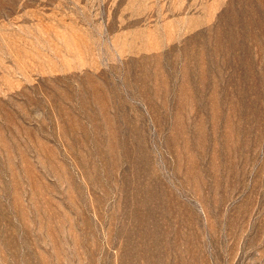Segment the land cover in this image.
Masks as SVG:
<instances>
[{"label": "rangeland", "instance_id": "obj_1", "mask_svg": "<svg viewBox=\"0 0 264 264\" xmlns=\"http://www.w3.org/2000/svg\"><path fill=\"white\" fill-rule=\"evenodd\" d=\"M0 264H264V0H0Z\"/></svg>", "mask_w": 264, "mask_h": 264}]
</instances>
